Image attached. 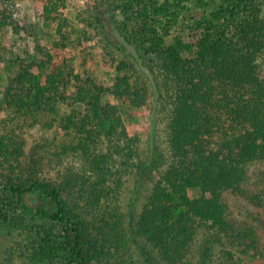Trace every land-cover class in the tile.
<instances>
[{
  "label": "trees",
  "instance_id": "16d2710c",
  "mask_svg": "<svg viewBox=\"0 0 264 264\" xmlns=\"http://www.w3.org/2000/svg\"><path fill=\"white\" fill-rule=\"evenodd\" d=\"M16 2L0 0V238L11 240L0 264H264V0H98L87 26L122 55L108 53L109 84L85 55L78 73L59 59L93 37L58 0L42 2L54 53L36 41L38 22L14 19ZM6 29L32 48H5ZM139 65L166 122L165 149L145 160L121 116L146 102ZM37 126L62 143L27 148ZM130 175L135 189L153 185L128 226L119 197Z\"/></svg>",
  "mask_w": 264,
  "mask_h": 264
},
{
  "label": "rangeland",
  "instance_id": "374dc122",
  "mask_svg": "<svg viewBox=\"0 0 264 264\" xmlns=\"http://www.w3.org/2000/svg\"><path fill=\"white\" fill-rule=\"evenodd\" d=\"M42 2L43 0H17L13 17L20 25L24 24V22H38L40 34H37L36 41L54 53L55 50L51 48L49 41L52 38L53 30L56 25L54 24L50 28L44 26L42 18ZM58 2L60 4L59 12L62 14L63 18L67 19L69 24L76 28L90 30V36L93 37L92 40H89L84 44L83 53H81L80 50H65L64 52H59V59L62 57L72 58L75 72L78 73L80 69H83L81 66L82 57L85 55L87 57L85 67L94 72V74L98 77V82L105 84L111 83L110 80L117 75L112 67L116 63L110 61V54L108 53L112 52L114 59L117 61L122 59V55L113 48L109 49L105 42H102L100 37H98L95 32H92V30L87 26V22H89L90 19H93L96 14L95 8L98 7V0H58ZM115 19H120L118 13H116ZM33 41V38H29L23 33L15 35L11 29L4 30L1 40L2 45H4L5 48L10 50L13 49L18 52H21L27 47L31 49L34 44ZM127 49L129 50L130 48L127 47ZM132 54H134V52H132ZM110 65L112 66L110 67ZM138 68L140 69L137 72V77L139 79L138 82L141 86L146 87V102L139 108H130L128 105H125L121 116L128 133L130 135L137 136L140 140L139 148L141 159L145 160V154L148 149H153L154 146H160V148L165 149L164 143H166V141L163 131L165 129L166 122L162 113L159 112L158 105L156 103V95L154 94L152 85H150L148 71L141 65H139ZM2 70L3 68L0 66V99L5 86L4 82L1 81L3 73ZM113 103L116 102L113 101ZM3 109L4 108L0 103V119L4 117ZM61 109L65 110L63 106ZM25 133L27 148H30L32 145H39L45 140H51L52 138H55L54 136L58 137L56 141L57 144H60L63 141L61 133L57 134L56 129L53 128L47 130L37 126L28 129ZM57 150L58 149H52V151L49 150L50 152H48V155ZM71 163L72 159L64 160V165H71ZM56 167L57 166L52 164V167L48 169L49 175H55L57 171ZM260 168L261 167L259 165H254L251 167V171L256 173L260 170ZM157 178L158 176L153 177L154 180ZM143 181L144 182L139 185L140 187L135 189V175L128 176L124 188L120 193L119 203L121 212L125 216L128 226L134 224L136 218L142 210L145 197L148 194L151 185H153V183L148 179H143ZM188 195L190 198H198L200 196V191L199 189H190L188 191ZM259 238L262 243H264V233H260ZM10 241L9 237L2 236L0 238V251L3 250L6 245H9ZM137 242L140 245L141 243L144 245L146 244L142 240ZM133 254L137 255L136 252H133Z\"/></svg>",
  "mask_w": 264,
  "mask_h": 264
}]
</instances>
